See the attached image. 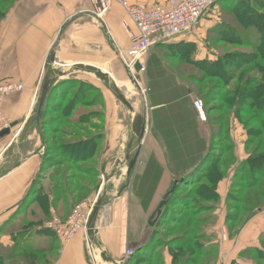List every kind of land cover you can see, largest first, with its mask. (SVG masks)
<instances>
[{
	"label": "crops",
	"instance_id": "0c3cea01",
	"mask_svg": "<svg viewBox=\"0 0 264 264\" xmlns=\"http://www.w3.org/2000/svg\"><path fill=\"white\" fill-rule=\"evenodd\" d=\"M165 1L129 0L140 5L161 4ZM66 22L55 46V63L45 67L48 54ZM137 34L136 25L129 20L119 4L113 3L109 9L103 10L100 0H17L0 21V84H24L23 91L7 96L4 102L6 115L18 124L12 128L10 135L0 140V152L3 153L6 149L3 153L4 163L0 166V229L4 231H0V243L7 247L18 242L20 246L18 254L9 257L4 254V261L19 260L26 262L25 264L27 261L28 264H98L94 248V262L88 256L86 230L81 231L71 242H64L51 230H43L42 226L34 229L36 223L30 220L23 224V228L27 230L22 235L23 238L16 241L7 234V227L13 223L17 211L19 215L33 214L32 207L37 201L32 199L34 196L38 197L39 192H42V197L45 193L44 183L49 179V176L41 178L45 169L47 144L44 140L45 130L40 126L37 116L38 101L45 79L52 73L79 62L100 68L99 64L109 63L118 75L120 67L111 52L114 48H117L118 55L120 51H127L132 38ZM172 45H157L149 51V72L145 79L148 84L149 79L157 78L155 81L161 91L154 99L148 98L142 111L134 107L136 111L147 114V133L134 173L141 168L139 174L143 175L148 166L158 167L160 175L155 189L151 192L148 206L144 207L135 191V180L132 182L130 197H127L125 191L121 192L123 183L120 184L119 177H115V180L113 176H100L99 184L107 187L108 201L97 221L98 242L117 262L123 260L127 248H132L152 257V264L156 261L158 262L155 264H262L257 263L247 251L264 250V193L260 206L253 211L250 208L239 209L243 204L237 199L239 170L246 173L252 170L248 129L235 112L231 111L228 115L227 132L229 147L226 152H219L217 147L212 146V141L217 140L221 133L210 119L214 113L209 114L208 121L199 119L193 105L194 99L198 97L196 90L190 87L193 84L181 72L168 73L161 70L155 73L159 53L168 49L173 53ZM70 75L60 82L71 78ZM58 84L52 90L49 101L54 100ZM127 89L130 91V88ZM103 99L105 110L100 118L105 120V124L101 128L103 140L99 157L100 164L106 166L105 173L108 174V171L126 166V158L131 156L138 139L132 132L133 116L128 108H123V104L117 102L112 103L105 94ZM229 156H232L233 163L223 167L222 177L215 178L213 169L216 166L213 165ZM22 160L25 162L19 168L8 173ZM200 170L202 174L196 184L212 186L215 193L206 200L196 194L203 201L204 208L200 214H207L200 222L201 234L193 242L198 254L197 260L182 263L184 257L176 258L175 254L184 244L157 245L159 241L157 237H152L154 226L149 224V219L180 176H189ZM258 171L257 169L255 175ZM183 178L181 183L185 182L186 177ZM83 179L76 176L68 183V188H73V196L87 192L89 196L96 197L103 189L98 188V191L92 185H82L80 182ZM113 184L115 186H109ZM50 187L53 190L64 189L60 184H52ZM47 193L53 197L50 190ZM235 209L238 213H234L237 212ZM31 232L36 235L30 236ZM22 250H26V253ZM45 254L50 257L43 258ZM35 255L40 256L31 259ZM143 259L147 264V258ZM134 262L135 257L127 264Z\"/></svg>",
	"mask_w": 264,
	"mask_h": 264
},
{
	"label": "rangeland",
	"instance_id": "374dc122",
	"mask_svg": "<svg viewBox=\"0 0 264 264\" xmlns=\"http://www.w3.org/2000/svg\"><path fill=\"white\" fill-rule=\"evenodd\" d=\"M237 2L238 0H225V1L223 0L219 2L214 7H212L210 10H208L206 14L203 15V17L199 20L196 28L191 33H189L187 36L183 37L182 39L177 38L175 40L169 41L168 43H163L165 45L173 44L172 46H174L173 47L174 54H169L168 53L169 49L162 50L159 53V59L157 61L158 64H156V67H155V73L161 70H164L165 72H168V73L170 72L180 73L181 72L182 75L188 80V82L190 84H193L190 87H195L197 90L196 93L203 95V94H206V92H208V90L213 86L214 83L221 82L220 81L221 78L219 77L207 79V77H209V74H211V72L214 70L212 69L211 65H208L210 64L209 62H214L216 60L221 59V55L224 56V54L226 53H229V54L233 53L232 56L228 57L227 61H232V63L236 62L237 64H240L241 63L240 61L242 60L240 57L235 55L234 52H242V54L245 53L248 56H244L242 58L244 59L252 58V61L251 63L248 62L247 64H244L243 70L249 66L250 67L253 66V63H254L253 59L255 57L253 56L252 53L255 49L252 48L248 44L253 43V42H258L256 38L257 29L254 26L253 27H248V25L242 26L240 22L238 21L237 16H235L234 11L236 12V14H245V13L255 14L254 11H256L257 14H260V13L264 14V10L261 9L252 0H247V2H249L248 5L242 7L245 10L241 9L240 3L237 4ZM235 4L239 6L237 7V5ZM13 5L14 4H12V6ZM226 27L234 28L236 31L225 32L224 28ZM221 37H223V39ZM177 40H180V41H177ZM243 42H245L246 44ZM262 43H263L262 52L264 55V41H262ZM163 44L157 43V44H154V46L163 45ZM154 46H152L151 49H153ZM122 52L124 54L126 51H122ZM111 55L116 58L118 67H120V70H119L120 72L118 73V75L115 74V72L112 69V66L109 63H102V64H99V66H101L103 69L111 73L112 78L115 79V82L118 84L120 90L125 94L127 99H129L132 102V105L136 109H138L139 111H142L143 106L148 101V98L150 97L151 99H154L155 95H157L158 92L161 91V89L157 85V82L155 81V79L157 78L149 79L148 84L145 79V75L147 76L149 72L148 70L149 52L147 54L146 61H148V63L145 65L146 67L144 68L143 65H136L132 68L131 70L132 72L127 68L125 58L120 57L117 54V48H114V50L111 52ZM175 56H179L180 58H177ZM255 59L258 60L259 64L263 63V60L261 59V57L255 58ZM129 60L127 58L126 61H129ZM237 75L238 73L237 74L234 73V78L230 86H228V88L233 89L239 84V77ZM70 76L71 78H69L68 80H73V81L69 85L74 86L73 89H69L71 92L70 96L66 102L61 103L60 101H57V103L60 106H62L64 110L65 109L70 110L69 108L71 107H69V105L71 104V100L73 99L74 96L77 95V98L81 99L82 102L75 108L73 112L72 111L69 112L70 114L64 113V110H62L61 112L54 115L55 117L65 119V122H63L62 124L58 125L54 123L55 128H57L56 130H58L56 133L51 132L49 130L45 132L46 133L45 141L47 144L46 148H49L51 153H48L50 156L45 158L44 164L46 167L42 171L43 175H41V178L45 179L44 176H49V179L46 180L44 183L43 191H45V193L42 195L41 200L39 202H36L34 206L32 207L33 214L31 215V213H27L28 215H25L23 213L19 215L18 214L19 211H17V214L14 215L16 218H14V220L12 221L13 223L11 225H9L8 223L9 226L7 228L9 230L7 231V234L10 235V237L15 238L16 241L17 240L19 241L20 238L22 239L23 238L22 235L24 234V232L27 231L25 228H23V224L26 223L27 221L33 220V222L36 223V226L33 227L34 229L42 226L43 230L50 231L45 227V224L48 222V220H51L53 216H58L61 220H66L70 215H72L75 208L78 205L82 204L85 200L91 199V202H94L97 196L96 197H93L94 195L89 196V193L87 192H80L76 195V197L73 196V191H72L73 188H68V183H70V180L73 181L74 176L84 178L85 181H83V184L92 185L93 188H95V190L98 188L101 190L104 187L102 184H99L100 176H113V178L119 177V180H121L120 184L123 183V186L119 185V187L122 186L123 188L124 185L128 184V186L124 190L126 192L125 195L127 197H130L131 191L133 190V186H132L133 180H135V184L137 185L139 179L142 177L139 174L141 172V168H139L137 173L133 172L130 175L131 176L129 179L130 182L128 183V178H127L128 175H127V167H126L128 163L126 164V166H123L122 168H119V169L116 168L115 170L113 169V171H108V174H106L105 173L106 166H104L103 164H100L99 154L96 155L95 158L93 157L91 158V156H87L84 158V156L87 154V151L82 149V147L78 146V148L74 150V143L78 142V140H80L81 138L83 139V137H91L93 143H95L96 141L98 142L99 139L101 138L100 137V134L102 131L101 128L103 124H105V120L103 118H100V114L103 112V110H105V108L103 109L104 107L103 104H105V100L103 99V94H105L108 100L112 101V103L113 102H117L119 104H123V103L115 96V94L108 88V86L105 83L101 82L99 79H97L95 75H92L87 72H75V73H72ZM196 76L199 78H196ZM252 76H258L257 78L260 81L263 80L264 82L263 73L262 74L252 73ZM250 77H251V73L247 76V78H250ZM205 79L206 81H204ZM202 81H204V83ZM127 88H130V91H128ZM134 89H136V92ZM221 91H223L222 88H221ZM99 95L102 96L101 104L98 101ZM223 101L225 100H216V101L211 100L209 105L223 104L224 106L223 109H225V104L227 105V100L226 102H223ZM237 103H238V98H237L236 104ZM122 106L123 108L126 109L124 104ZM205 110L207 113V121L209 119V114L211 113H214L213 115L214 117L216 116L220 117V115H223V110L217 111V110L211 109L210 111H207L206 108ZM254 112L256 111L249 112L247 115V118L249 117L252 118ZM257 112H260V111L257 110ZM90 115H92V117L94 118L91 119V123H89L88 125L75 122V120L79 118L80 116L89 117ZM255 122H252L251 126H259L258 123H255ZM11 123L13 122L10 119L9 125ZM70 131L75 132V134H78V136L77 135L75 137L69 136L67 132L69 133ZM220 143H221L219 144L220 148L228 147V141L223 139L222 135H221ZM136 144L137 145L133 149L131 155H133L135 151L137 150L138 142H136ZM57 145L66 149L64 150L66 152L63 154L62 149L57 150ZM5 151L6 149L3 151V153ZM99 151H100V148L98 152ZM3 153L0 152V166L2 162L4 163V159H5L3 156ZM54 160L61 162V164L55 165V166L50 165L51 161H54ZM91 169H92V173L87 174L86 171L90 172ZM134 176L136 179H134ZM77 179L75 180L76 183H77ZM52 184L54 185L60 184L62 187H64V189L58 190L57 188H55L53 190V188L50 187ZM114 184H116V181H114ZM114 184L109 185V186L113 187L115 186ZM262 185H263V188L261 187ZM75 186L77 185L75 184ZM47 190H50L51 194H54V193L57 194V191L58 193L61 191L62 195L60 194L61 198L58 202H55L53 201V198H50V200L48 201L49 205H51L50 209H48V211H43L44 201H46L45 194ZM252 192L255 193L259 199H261L262 194L264 193V180H263V184H261L259 187L255 188L254 186L251 189H248L247 192L245 193V199L249 195V193H252ZM72 199L74 201L73 203H71ZM66 203H70V204L68 206L66 205V208H65L64 206ZM61 207H64V208L61 209ZM88 209L89 208H87V211ZM191 214H192L191 212L186 213L187 221L190 219ZM205 214L203 212L202 214H199L198 216L202 217ZM187 221L182 223L175 232H170V234L172 236L177 235V234H182L184 232V229L189 227V225L187 226V223H186ZM197 221L198 220H196V222ZM168 223L171 224L170 221H168ZM194 224L198 226L200 223L192 222L190 225L194 226ZM0 231H3V230L0 229ZM80 232H78L72 238V240ZM170 234L169 233L167 234V232H165L162 229L160 231V236L158 238L159 243L157 245L159 246H163V244L165 245V243L168 242L167 239L169 238V236H171ZM29 235L35 236L36 233L31 232ZM19 248L20 246L18 242L15 244L12 243V245H8L7 247L3 243H0V250L1 249L4 250L5 252L4 254L8 257L13 254H18ZM13 249H15V253L12 252ZM128 249L129 248L125 250L124 256H123L124 258L123 260L119 262L120 264H124L126 260H128L129 262L132 259H134L135 256L133 254L129 256V258H126L127 257L126 253ZM87 252H88V256L90 260L94 262L95 258L93 256L92 250L88 248ZM5 255H2V256L0 255V262H2V264H25L26 263V262H21L19 260L17 261L16 260H12V261L5 260L4 261V257H6ZM38 256L40 255H35L31 259H35ZM46 256L50 257V255L45 254L43 258H46ZM98 260H99L98 264H106L102 262L99 257H98ZM140 260L142 261V263H138L141 261L135 260L134 264H145L144 263V261L146 262L145 259L142 258ZM27 264H28V261H27Z\"/></svg>",
	"mask_w": 264,
	"mask_h": 264
},
{
	"label": "trees",
	"instance_id": "16d2710c",
	"mask_svg": "<svg viewBox=\"0 0 264 264\" xmlns=\"http://www.w3.org/2000/svg\"><path fill=\"white\" fill-rule=\"evenodd\" d=\"M221 1H223V0H221ZM252 1H254V3H256L261 9L264 10V0H252ZM15 2H16V0H0V21L4 18V16L6 15V13L9 10V8ZM239 3L241 5L240 8L245 10L242 7L247 6L249 2H247V0H238L237 4H239ZM237 4H235V5H237ZM238 6L239 5H237V7ZM254 12H255V14H246L245 11H244L245 14H236V12L234 11L235 16H237V19L242 26H245V25H248V27L254 26L257 29L256 38H257V41L259 43L253 42V43H249L248 45H250L252 48L255 49L252 53L253 56L255 58L261 57V59L263 60V63L259 64L258 60H256L254 58L253 59V62H254L253 66H251V67L249 66L243 70V65L247 64L248 62L251 63V61H252V58L251 59L242 58V57L248 56V55H246L245 53L242 54V52H234L235 55H237L238 57L241 58L242 61H240L241 62L240 64H237L236 62L232 63V61H227L228 57L232 56L233 53L232 54L226 53V54H224V56L221 55V59L216 60L214 62H209L210 64H208V65H211L212 69H214L216 71L213 70L211 72V74H209V77H207V79L219 77V78H221L220 79L221 82L214 83L213 86L208 90V92H206V94L201 95V94L197 93L198 97L205 101V102L204 101L203 102H204V105H205V108L207 109V111H210L211 109L217 110V111L223 110V115H220V117L219 116H216V117L213 116L210 118L212 123H214L218 126L219 132L223 136V139L229 141L227 138V132H228V127H229V116L228 115L230 114L231 111L235 112L237 117L245 123V125L248 129V132H249L248 145H249L250 149L252 150V157H251L252 170L247 172V173L244 170H239V174H238V178H237V184L238 185L236 186V188L238 189V191H237L238 198L237 199H239L240 202L243 204L242 206H239V209L240 208H244V209L250 208V211H253L255 209V207L260 206V204H261L260 199L253 192L249 193V195L246 197V199H245L244 194L247 192L248 189H251L254 186H255V188L259 187L261 184H263V180H264V82H263V80L260 81L257 78L258 76H252V73H260V74L263 73L264 74V55L262 52V50H263L262 41H264V14H262V13L257 14L256 11H254ZM224 29H225V32L236 31L234 28H230V27H226ZM221 38L223 39V37H221ZM243 43H245V42H243ZM163 45H165V44H163ZM168 53L174 54V53H171L170 51H168ZM175 57L180 58L179 56H175ZM205 68H206V66H205ZM234 73L235 74L238 73L237 76L239 77V84L233 89L228 88V86H230V84L234 78ZM250 73H251L252 78L251 77L247 78V76ZM196 78H199V77L196 76ZM64 81H66V82L64 83L62 81L63 83L60 82L58 84L59 86L57 87V91L53 95L54 100L49 101V100H51V98H48V100L46 102V105L44 108V113H43V116L41 117L42 128L45 130L44 131V140H46L45 139V137H46L45 132L47 130L54 132V133H56L58 131V130H56L57 128H55L54 123L59 125V124H62L63 122H65V119L58 118V117L54 116L55 114L64 110L63 107L57 103V101H60L61 103L66 102L70 96V93H71L69 89H73V87H74V86L69 85L73 80H64ZM204 81H206V79ZM204 81H202V82L204 83ZM193 88L196 90L195 87H193ZM221 88L223 89V91H221ZM219 91H221V92H219ZM196 92H197V90H196ZM248 95H250V96H248ZM237 98H238V103H237L238 105L236 104ZM211 100H214V101L225 100L223 102H226V100H227V105L225 104V109H223V107H224L223 104H221V105H209ZM98 101L101 104V101H102L101 95H99ZM81 102H82L81 99H78L77 95L74 96L73 99L71 100V104L69 105V107H71V108H69L70 110L65 109L64 113L68 114L71 111L73 112L75 110V108ZM257 110H259L260 112H257ZM251 111H256V112H254L252 118H250V117L247 118L248 113ZM99 113H101V112H99ZM47 116H50V118L47 119L48 118ZM100 117H102L101 114H100ZM92 118H94V117H92V115H90L89 117H87V116L81 117L80 116L79 118H77L75 120V122L88 125L89 123H91ZM252 122L258 123L259 126H251ZM67 134L71 137H75L76 135L78 136V134H75V132H72V131H70L69 133L67 132ZM100 137L101 138L99 139V141L98 142L96 141L95 143H93L91 137H83V139L81 138L80 140H78V142L74 143V150H76L78 148V146L82 147V149L87 151V154H88V155L84 154L85 155L84 158L87 156H91V158L92 157L95 158L96 155L99 154L98 150H99L100 144L103 140L102 134H100ZM220 139H221V136L217 140L212 141V146L217 147L219 152H221V151L226 152L227 148L229 147V142H228V147L220 148V145H219V144H221ZM45 143H46V141H45ZM60 143H61V141H60ZM58 149L59 150L62 149L63 154L66 152V151H64L66 149L57 145V150ZM48 153H51L49 148H47V150H46L45 158L50 156ZM45 158H44V161H45ZM57 162H58L57 160L51 161L50 165L55 166V165L61 164V162H58V163ZM69 162H71V161H69ZM232 163H233L232 156H229V157H226V159L224 161H222V160L219 161L217 163V165H213V167L216 166L215 169L212 168L213 170H215V174H213L214 177L215 178L222 177L221 175L223 174V167H227L228 165H231ZM257 169L259 171L257 172V175H255ZM86 172H87V174H90V173H92V169L90 172L89 171H86ZM201 174H202L201 170H200V172L195 171V172H192V174H190L189 176H186V175L180 176V179L176 180V181H178L177 187L175 188V190L173 192L169 193L170 189L172 188L171 187L168 190V192L165 194L163 199H166V204L162 208V213L156 219V222L154 225V232H153L152 237H154V238L157 237V239H158L160 236V231L162 229L165 232H167V234L168 233L170 234V232H175L182 223L187 221L186 213H188V212L192 213L190 215V219L188 220L189 222L188 221L186 222L187 226L189 225V227L184 229V232L182 234H177V235H173V236L170 234L171 236H169V238L167 239L168 242L165 243L166 245L167 244H169V245L179 244L180 245V243L184 244L180 248V250L177 252V254H175L176 258L184 257V259H183L184 261L182 263H185L186 261H188V262L195 261V260H197V257H198V254L196 252V248H195V245L193 244V242L201 234V232H200L201 228H200V224L198 226L196 224H194V226L190 225V224L192 222L200 223L204 219L203 216L202 217L198 216L201 213L204 206L202 203L203 201L201 202V200H199L197 198L196 194L201 199L206 200V199H210L211 197H213L214 193H215L212 186L205 187V186H199L198 184H196V182L200 178ZM159 175H160V170L158 167L148 166L146 172L143 175H141L142 177L139 179L138 184L135 185V191L139 195V197L141 199V203L144 207L148 206V203L151 199L150 198L151 192H153V190L155 189V185H156V182L159 178ZM74 177L76 178V176H74ZM183 177L184 178L186 177V179H184ZM182 178L185 180V182H183V183H181ZM188 180H190V181H188ZM83 181H85V179H83ZM83 181L80 182L82 185H83ZM141 181H143V182H141ZM186 182H188V183H186ZM261 187L263 188V185ZM81 191H83V190H81ZM41 194H42V192H39L38 197L34 196V198L32 200H34L35 202L36 201L39 202L41 200V197H40ZM60 194L62 195L61 191L59 193L57 191V194L56 193L52 194L53 201L58 202L61 198ZM260 194H262V193H260ZM45 196H46L45 197L46 201H44L43 211H48V209H50V206H51L48 203L51 196H49L48 193L45 194ZM74 197H76V196H74ZM46 202H47V204H46ZM73 202L74 201L72 199L71 203H73ZM69 204L70 203H66L64 207L66 208V205L68 206ZM64 207H61V209H63ZM236 211L237 212H234V213H238V210H236ZM196 220H198V221L196 222ZM168 221H170L171 224H169ZM1 250H0V255L2 256V255H4L5 252H4V250H2V251ZM18 251H19V249H18ZM22 251L24 253H26V250H22ZM12 252L15 253V249H13ZM247 253L252 254L253 259L257 263L263 264L262 261H264V250L263 251L249 250V252L247 251ZM133 255L135 256V260H137V261H140L138 259L139 257H143V258H147L148 264H152L151 263V261H153L152 257H149V256H146L145 254H141L139 252H136V250H135ZM148 258H150V259H148ZM138 263H141V262H138ZM0 264H2V262H0Z\"/></svg>",
	"mask_w": 264,
	"mask_h": 264
},
{
	"label": "built area",
	"instance_id": "2783aa9c",
	"mask_svg": "<svg viewBox=\"0 0 264 264\" xmlns=\"http://www.w3.org/2000/svg\"><path fill=\"white\" fill-rule=\"evenodd\" d=\"M221 0H166L155 5L133 4L129 0H100L103 10L109 9L113 3L119 4L138 29V34L132 38L130 48L120 57L125 58L126 66L131 71L136 65L147 64V54L154 44L168 43L177 38H183L191 33L199 20ZM130 58L129 61H126ZM132 72V71H131ZM24 90L21 82H6L0 84V131L9 126L10 119L4 112V102L7 96ZM193 105L202 121H207V113L202 99L195 98ZM98 196V195H97ZM97 198V197H96ZM96 198L94 202L96 201ZM91 199L78 205L72 215L66 220L53 216L45 224L56 236L69 242L80 231L86 230V223L93 207ZM90 203V204H89ZM87 208L88 211H87ZM91 250L92 248L89 247ZM129 248L126 258L134 254Z\"/></svg>",
	"mask_w": 264,
	"mask_h": 264
},
{
	"label": "water",
	"instance_id": "95a60500",
	"mask_svg": "<svg viewBox=\"0 0 264 264\" xmlns=\"http://www.w3.org/2000/svg\"><path fill=\"white\" fill-rule=\"evenodd\" d=\"M96 15V14H94ZM100 21L104 24V21L99 18ZM67 25V22L63 24L60 30V34L57 36L53 47L51 48L46 63L45 67H49L55 63V46L59 42L61 33L64 31L65 27ZM112 42H114L113 38H111ZM75 72H87L90 74L95 75L97 79H99L101 82L105 83L108 88L115 94V96L128 108V110L131 112L133 116V123H132V132L138 139V147L137 150L133 155H129L126 160L128 161L127 164V178H128V183L130 182V175L135 171L140 154H141V149L145 140V135L147 133V119L144 112H138L135 110L134 106L132 105V102L127 99L125 94L120 90L118 84L114 81V79L111 77V74L108 71L103 70L102 68L93 65V64H86V63H74L70 66H67V68L58 70L50 77H47L44 81V84L42 86V90L40 93L39 101H38V107H37V116H38V122L40 126L42 127L41 124V117L43 116L44 113V108L46 105V102L49 98L50 93L56 87V85L60 82V80L66 78L72 73ZM137 82V81H136ZM18 123L13 122L11 123L8 127L3 128L0 131V140L4 138L5 136H8L12 132V128H14ZM25 160L19 161L12 169L9 170L8 173L13 172L15 169L19 168ZM2 175L1 169H0V176ZM178 181H175L172 188L170 189L169 193L173 192L175 188L177 187ZM128 186V184L124 185L122 188L121 192L125 190V188ZM108 201V196H107V188L104 186L102 191L99 192L96 201L93 204V207L91 209V212L89 214L87 223H86V234H87V240H88V245L91 248H94L96 251V255L101 259L102 262L106 264H120L116 260H114L112 257H110L107 252L103 249V247L99 244L98 238H97V233H98V227H97V221L100 216L102 208L106 205ZM166 204V199H163L155 211L152 213L149 219V224L151 226L155 225L156 219L161 215L162 213V208ZM94 256V255H93ZM95 257V256H94ZM128 260L125 261L124 264H127Z\"/></svg>",
	"mask_w": 264,
	"mask_h": 264
}]
</instances>
